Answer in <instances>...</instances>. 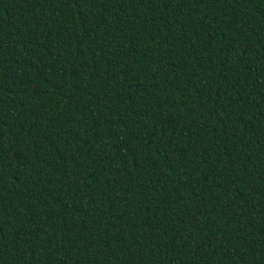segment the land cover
Instances as JSON below:
<instances>
[{"label":"trees","instance_id":"1","mask_svg":"<svg viewBox=\"0 0 264 264\" xmlns=\"http://www.w3.org/2000/svg\"><path fill=\"white\" fill-rule=\"evenodd\" d=\"M0 264H264V0H0Z\"/></svg>","mask_w":264,"mask_h":264}]
</instances>
